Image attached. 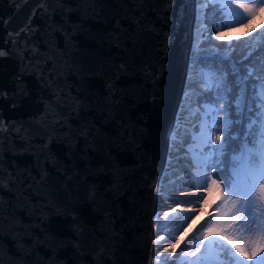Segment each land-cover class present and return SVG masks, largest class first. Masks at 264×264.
Returning <instances> with one entry per match:
<instances>
[{"label":"water","instance_id":"water-1","mask_svg":"<svg viewBox=\"0 0 264 264\" xmlns=\"http://www.w3.org/2000/svg\"><path fill=\"white\" fill-rule=\"evenodd\" d=\"M195 7L0 0V85L11 90L22 77L30 94L15 108L0 100L3 264H153L157 186L194 51ZM17 167L28 171L23 186L8 183Z\"/></svg>","mask_w":264,"mask_h":264},{"label":"snow or ice","instance_id":"snow-or-ice-1","mask_svg":"<svg viewBox=\"0 0 264 264\" xmlns=\"http://www.w3.org/2000/svg\"><path fill=\"white\" fill-rule=\"evenodd\" d=\"M38 2L43 4L47 0H38ZM193 2L198 4L200 0H193ZM239 7L255 15L253 8L249 5L240 4ZM35 14L34 11L32 15ZM0 23H3V20H0ZM221 27H231V25L222 24ZM215 31L219 32L220 29L217 28ZM16 34L19 35V33ZM216 39H220V36L217 35ZM6 55L5 51H0V57ZM197 69L203 85L199 94L206 96V102L197 105L193 112V115L199 114L197 117L199 132L193 133L192 139L198 145L209 148L208 153L198 159H201L203 165L210 166L206 168L203 181L196 185L201 192L196 199L207 203L211 193L220 192L222 195L217 211H220L226 202L232 205V211L225 210L222 213L226 217L224 222L213 217L204 229L199 247L192 252V255L195 256L201 247L208 251L216 245L226 251L235 264H246L247 261H253V264H264V242H262L264 236H261L259 241L244 237V232L255 231L252 227L256 224L254 209L264 212V209L259 208L260 196L264 195V65L257 66L251 53L235 59L230 56H201L193 52L177 117L168 133L169 157L173 155L180 129L186 127L183 111L190 99L193 73ZM105 87L110 89L111 85L106 82ZM107 95L112 96L113 103L117 99L111 91H108ZM5 97L10 99L13 108L29 102L30 94L22 77L13 83L11 90L0 85V100H4ZM97 103L99 105V101ZM102 107H110V105L105 104ZM0 130H7V126L3 124L2 115H0ZM88 135H91V131ZM237 160L245 161L246 167L242 176L234 172L233 178L225 169L228 165L235 168ZM164 172H167V168ZM27 180L28 171L21 172L19 167L16 173L8 174L10 184L20 182L23 186ZM4 182L5 173L0 167V190L3 189ZM88 199L94 204L96 194L93 193L86 198ZM248 217H252L251 222ZM187 219L194 218L189 216ZM71 228L73 233L80 232L82 235L79 214L74 213L71 216ZM163 238V235H159L154 243L159 246V240ZM241 240L244 242L241 243ZM168 243L171 244V250L174 253L179 247L180 240L177 239L176 243L172 244L170 237ZM249 244L252 245L251 250H249ZM164 251H168V248L165 247ZM0 264H3L2 260Z\"/></svg>","mask_w":264,"mask_h":264},{"label":"trees","instance_id":"trees-1","mask_svg":"<svg viewBox=\"0 0 264 264\" xmlns=\"http://www.w3.org/2000/svg\"><path fill=\"white\" fill-rule=\"evenodd\" d=\"M240 4L252 7L255 15L245 12L243 8L239 7ZM204 22L207 26L205 40L208 45L209 43H221L223 46L233 45L235 50L232 53V58L240 59L248 52V54H252L257 66L264 65V2H261V0H207ZM222 24H229L231 27H221ZM217 28L220 29L219 32L215 31ZM238 28H241V30H237ZM228 30H230L229 35H227ZM217 35L220 36V39H216ZM195 101L197 105H202L206 102V96L198 94ZM191 132L192 136L193 133L199 132V122L192 127ZM193 146V151L190 153L193 163L197 167L194 180L196 184H199L200 181H203L206 168L210 165H203L201 159L198 158L205 156L209 148L207 146L202 147L195 141ZM244 162L243 160L236 161L235 169L240 175L244 173ZM231 168L233 167L228 165L225 169L229 176H233ZM221 195L220 192L214 191L208 196L207 203H205L208 207V215L195 228V231L180 243L169 264H235L228 253L216 245H213L208 251L201 247L196 252L198 255L197 261L191 262L194 257L192 252H195L196 248L199 247L204 229L213 220V217L215 216L221 222H224L226 217L222 213L225 210L232 211V205L227 202L221 207L220 211H217ZM260 209H264V205H261ZM261 214L264 220V212H261ZM237 235L240 234L237 233ZM244 237L247 239L245 232ZM243 242L244 240H241V243ZM204 243H207V241H204ZM246 264L251 263L247 261Z\"/></svg>","mask_w":264,"mask_h":264},{"label":"bare ground","instance_id":"bare-ground-1","mask_svg":"<svg viewBox=\"0 0 264 264\" xmlns=\"http://www.w3.org/2000/svg\"><path fill=\"white\" fill-rule=\"evenodd\" d=\"M204 7V0H200L198 4L196 3L192 33V43L193 46H195L193 52L198 55H216L217 53L214 48H206L203 50L196 49L202 34V13ZM197 9L199 10L198 12ZM202 87L201 76L197 69V71L193 73L191 96L183 111V117L185 118L184 124L186 127L180 129V136L178 137L176 147L173 149V155L171 157L168 155L167 146L158 181L154 242L158 239L159 235H163L164 238L159 240V246L154 243L153 264H157V260H159V264H169L174 254L171 250V244L168 243L169 238L171 237L172 244H175L177 239L180 240V243L184 241L190 231L206 213V209L203 207L202 202L199 206V200L196 199L197 196L201 195V192L198 191L193 182L192 175L195 165L188 151V146L193 142L191 129L198 122L197 117L199 116L198 113L193 115L197 107L195 99L198 91L201 90ZM180 104L181 101L178 104V110ZM165 168H167V172H164ZM189 216L194 219H187ZM165 247L168 248V251H164Z\"/></svg>","mask_w":264,"mask_h":264},{"label":"rangeland","instance_id":"rangeland-1","mask_svg":"<svg viewBox=\"0 0 264 264\" xmlns=\"http://www.w3.org/2000/svg\"><path fill=\"white\" fill-rule=\"evenodd\" d=\"M204 2H205V7H204V9H203V13H202V34H201V36H200V38H199V43H198V45L196 46V49H201V50H203V49H206V48H214L215 49V51H216V55H206V56H212V57H215V56H221V57H223V56H230V57H232V53H233V51L235 50L234 48H228L227 46H223V45H221V43H209V45H208V43L206 42V40H205V36H206V32H207V26H206V23L204 22V15H205V12H206V8H207V0H204ZM237 30H241V28H238ZM228 33H230V31H227V35H229ZM248 54V52L247 53H245V55H247ZM202 56V55H201ZM194 145V140H193V142H192V144L190 145V148H189V151L191 152V151H193V146ZM191 154V153H190ZM191 159H192V156H191ZM192 162H193V160H192ZM243 167H244V171H245V167H246V162H244V164H243ZM231 170H232V175H233V173L234 172H237L236 171V169L235 168H231ZM195 172H196V168L194 169V171H193V173H194V176H193V182H194V184L195 185H198V184H196V182L194 181V178H195ZM242 176V175H241ZM201 183V181L199 182V184ZM202 201H200L199 200V206H200V203H201ZM202 205H203V207H205V209H206V213H205V215H204V217L206 216V214H207V211H208V207L205 205V203L204 202H202ZM261 205H264V195H261L260 196V203H259V208H261ZM254 213H255V218H256V224H253L252 225V227H253V229L255 230L253 233H248V232H245L246 233V235H247V239H249V240H257V241H259L260 240V237L261 236H264V220H263V217H262V214H261V212H258V211H256L255 209H254ZM204 217L195 225V227L190 231V233L188 234V236L190 235V234H192L194 231H195V228L202 222V220L204 219ZM248 219H249V221L251 222V219H252V217H248ZM187 236V237H188ZM186 237V238H187ZM185 238V239H186ZM184 239V240H185ZM262 242H264V241H262ZM248 247H249V250H251V248H252V245L251 244H249L248 245ZM197 258H198V255L196 254L194 257H193V259H192V263H194V262H196L197 261ZM250 263L251 264H253V261H250Z\"/></svg>","mask_w":264,"mask_h":264}]
</instances>
